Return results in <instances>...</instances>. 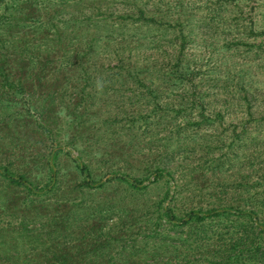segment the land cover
Segmentation results:
<instances>
[{
	"label": "rangeland",
	"instance_id": "obj_1",
	"mask_svg": "<svg viewBox=\"0 0 264 264\" xmlns=\"http://www.w3.org/2000/svg\"><path fill=\"white\" fill-rule=\"evenodd\" d=\"M165 7L176 32L103 53L146 51L150 74L135 66L86 84L81 102L66 95L45 148L35 133L1 142L0 264H264V233L252 227H264V0ZM185 36L183 68L170 69ZM37 109L26 116L37 122ZM158 166L168 170L156 179ZM165 207L179 218L229 211L177 226Z\"/></svg>",
	"mask_w": 264,
	"mask_h": 264
},
{
	"label": "trees",
	"instance_id": "obj_2",
	"mask_svg": "<svg viewBox=\"0 0 264 264\" xmlns=\"http://www.w3.org/2000/svg\"><path fill=\"white\" fill-rule=\"evenodd\" d=\"M118 2L121 6L116 7ZM166 5L167 0H0V109H4L0 112V144L11 139L19 145L22 139L35 133L45 148L48 146L45 131L52 130L46 122L66 95L73 93L75 102H81L87 95L86 89L93 88L91 84L86 88V84L103 80L109 74L132 76L137 70H129L135 66L145 67L144 73L150 74V56L146 51L130 52L129 56L125 51L117 52L108 59H103V53L110 45L127 43L143 47L146 40L158 43L161 39L153 40L149 33L161 28L167 34L174 23L171 29L176 32L179 18L167 11ZM188 39L185 36L181 43L176 40L170 69L183 68L181 61L186 54L183 50L184 56L180 55V51ZM11 95L14 101L4 98ZM37 104L36 122L25 112ZM41 107L44 110L40 112ZM62 151L60 147L52 148L44 155L52 165ZM167 170L158 166L152 175L158 179ZM122 177L133 186L142 184L127 174ZM228 211H191L186 218H179L173 207L164 212L168 222L187 226L196 217L207 220ZM250 219L257 221L254 217ZM252 227L264 233L261 223L252 222Z\"/></svg>",
	"mask_w": 264,
	"mask_h": 264
}]
</instances>
